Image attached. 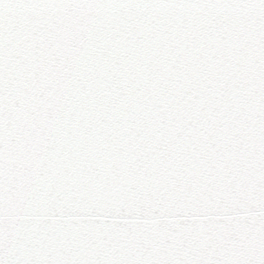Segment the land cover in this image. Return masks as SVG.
Wrapping results in <instances>:
<instances>
[{
    "label": "snow or ice",
    "instance_id": "obj_1",
    "mask_svg": "<svg viewBox=\"0 0 264 264\" xmlns=\"http://www.w3.org/2000/svg\"><path fill=\"white\" fill-rule=\"evenodd\" d=\"M0 264H264V0H0Z\"/></svg>",
    "mask_w": 264,
    "mask_h": 264
}]
</instances>
